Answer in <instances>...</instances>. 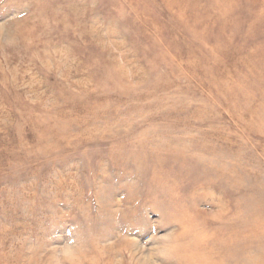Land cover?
I'll return each mask as SVG.
<instances>
[{"label":"rangeland","instance_id":"374dc122","mask_svg":"<svg viewBox=\"0 0 264 264\" xmlns=\"http://www.w3.org/2000/svg\"><path fill=\"white\" fill-rule=\"evenodd\" d=\"M0 264H264V0H0Z\"/></svg>","mask_w":264,"mask_h":264}]
</instances>
